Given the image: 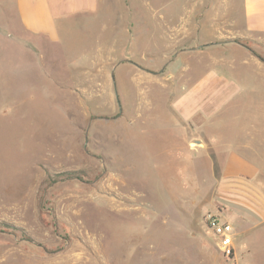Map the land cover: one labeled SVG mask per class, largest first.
Listing matches in <instances>:
<instances>
[{
  "label": "rangeland",
  "instance_id": "rangeland-1",
  "mask_svg": "<svg viewBox=\"0 0 264 264\" xmlns=\"http://www.w3.org/2000/svg\"><path fill=\"white\" fill-rule=\"evenodd\" d=\"M1 1L0 264H264V34L239 5L102 0L51 40Z\"/></svg>",
  "mask_w": 264,
  "mask_h": 264
},
{
  "label": "crops",
  "instance_id": "crops-1",
  "mask_svg": "<svg viewBox=\"0 0 264 264\" xmlns=\"http://www.w3.org/2000/svg\"><path fill=\"white\" fill-rule=\"evenodd\" d=\"M17 13L26 28L33 35L41 36L53 40L56 36L57 23L62 22L67 28L72 25V21L77 16L81 15V20H84L86 25L95 22L98 18V13L103 9L102 0H13ZM219 0L216 4L218 9L229 11L237 7L242 14V25L244 30L250 33L264 34V0ZM147 2V1H146ZM5 5L0 0V7ZM151 6V0L147 2ZM90 18V19H88ZM92 21V22H91ZM108 25V24H107ZM150 25V23H149ZM102 40V38H101ZM99 57L102 58L104 50H99ZM261 143L256 145L261 149L264 144V139L261 138ZM262 152V151H261ZM263 153V152H262ZM264 154V153H263ZM256 170L259 167H255ZM261 219L258 226L264 224V213L257 215Z\"/></svg>",
  "mask_w": 264,
  "mask_h": 264
},
{
  "label": "built area",
  "instance_id": "built-area-1",
  "mask_svg": "<svg viewBox=\"0 0 264 264\" xmlns=\"http://www.w3.org/2000/svg\"><path fill=\"white\" fill-rule=\"evenodd\" d=\"M209 229L215 236V245L223 256L233 259L236 256L235 231L233 225L224 217L208 218Z\"/></svg>",
  "mask_w": 264,
  "mask_h": 264
},
{
  "label": "bare ground",
  "instance_id": "bare-ground-1",
  "mask_svg": "<svg viewBox=\"0 0 264 264\" xmlns=\"http://www.w3.org/2000/svg\"><path fill=\"white\" fill-rule=\"evenodd\" d=\"M19 185H20V182L18 181ZM22 184V183H21ZM21 186V185H20Z\"/></svg>",
  "mask_w": 264,
  "mask_h": 264
}]
</instances>
